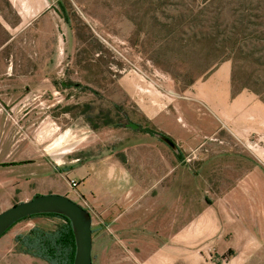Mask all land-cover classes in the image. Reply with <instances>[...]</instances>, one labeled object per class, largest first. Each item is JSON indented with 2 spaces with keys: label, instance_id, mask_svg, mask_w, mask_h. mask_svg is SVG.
I'll list each match as a JSON object with an SVG mask.
<instances>
[{
  "label": "rangeland",
  "instance_id": "obj_1",
  "mask_svg": "<svg viewBox=\"0 0 264 264\" xmlns=\"http://www.w3.org/2000/svg\"><path fill=\"white\" fill-rule=\"evenodd\" d=\"M14 5L24 12L39 7V16L14 28ZM0 6L8 20L0 43L7 64L13 58L12 70L0 74L7 159L42 164L44 194L69 190L64 172L71 167L117 166L134 197L130 217L92 214V264H264V248L239 242L223 202L245 169L264 167V136L251 145L234 139L223 104L219 116L204 104H221L226 75L231 95L256 97L264 119V0H0ZM215 76L214 87L200 88ZM202 112L216 124L205 140L215 145L224 137L223 157H199L182 145L194 140L191 127ZM29 222L53 231L62 220ZM13 244L11 254L22 253L14 240L0 239V249Z\"/></svg>",
  "mask_w": 264,
  "mask_h": 264
},
{
  "label": "crops",
  "instance_id": "obj_2",
  "mask_svg": "<svg viewBox=\"0 0 264 264\" xmlns=\"http://www.w3.org/2000/svg\"><path fill=\"white\" fill-rule=\"evenodd\" d=\"M4 9L6 8L0 6V39L6 33L4 29L7 28L6 21H8ZM9 9L14 28H19L20 30L24 20L28 21L32 18H37L39 16L38 13H40V8L35 9L34 6L27 7L25 12L22 5L9 6ZM4 48L5 44L0 43V74H5L8 70L11 71L13 66V58H10V64H7L8 59ZM216 77L218 78V76H215V78L208 80L200 88L207 90L210 87H214L211 85V81L217 79ZM228 77L226 75L223 76L227 84L224 82L223 89H221L223 96L221 104L211 99L205 100L204 104L209 110H213L217 116L221 115L219 110L223 104V108L226 109L229 116L226 123L229 134L234 139L245 144L248 142L251 145L255 142L256 137L264 136V119L260 118L259 112V110L262 111V104L256 100V97L247 93L232 96ZM202 114L204 117L200 115V118L191 127V133H194V140L183 141L182 145L194 147V154L199 157L225 156L226 150L223 147L222 139L224 137L222 134L217 137L220 141L219 144L211 145L205 140L214 133L212 127H215L216 124L206 116L205 112H202ZM129 127L132 128L130 124ZM132 129H136V127ZM5 150L6 148L0 147V212L12 206V201L16 197L18 202H22L28 201L34 196L45 195L39 192V180L40 174L48 173L47 170L43 171L44 167L40 163L23 164L15 159H7L8 153ZM236 152L239 153L238 150ZM12 157H16L15 153L12 154ZM208 164L209 162L206 165ZM64 174L69 190L50 191L47 194L62 195L79 204L89 213L91 226L93 213L100 214L102 220H109L112 214L119 211H125L129 217L134 213L130 203L134 197L132 195L129 197V193L124 191L125 187L122 184L124 179L120 178V171L117 166L107 167L103 164L98 167L94 165H79L71 167ZM70 181L76 183L74 188L70 187ZM24 185L26 187H23ZM231 187L233 189L227 195V200L223 202L230 204L231 212L235 216L234 225L246 236L245 239L239 232L238 236L241 239L239 242L246 244V248H249L248 246L250 245L253 248H264V167L262 165H250L249 168L245 169L241 177L234 180ZM76 200H79V202ZM30 219L18 222L1 238L6 237L7 241L13 242L16 236L25 232L28 233L33 227L29 222ZM127 220H129L127 216L118 219V229H120V226L124 227ZM208 229V225L205 228L198 226L199 234L201 235L204 232L206 233ZM17 247L23 249L20 245H17ZM10 248H16L15 244L0 249V264H17V262L20 264L22 261H28V263L33 264L32 260L31 262L25 260L30 257L28 254H24L23 251L22 253L13 251V254H11L8 250Z\"/></svg>",
  "mask_w": 264,
  "mask_h": 264
},
{
  "label": "water",
  "instance_id": "obj_3",
  "mask_svg": "<svg viewBox=\"0 0 264 264\" xmlns=\"http://www.w3.org/2000/svg\"><path fill=\"white\" fill-rule=\"evenodd\" d=\"M135 128L134 124H130ZM56 214L66 218L72 229L75 253L72 264H92L91 217L81 206L65 196L45 194L18 202L0 212V238L18 221L33 215Z\"/></svg>",
  "mask_w": 264,
  "mask_h": 264
},
{
  "label": "trees",
  "instance_id": "obj_4",
  "mask_svg": "<svg viewBox=\"0 0 264 264\" xmlns=\"http://www.w3.org/2000/svg\"><path fill=\"white\" fill-rule=\"evenodd\" d=\"M104 125L107 126L110 125V123H104ZM135 127L138 131L149 136H162L150 128ZM162 137L165 138V136ZM42 216L59 218L62 220V223L53 231H43L33 228L26 235L16 236L14 242L23 247L24 254L40 259L47 264H72L75 245L71 225L66 218L56 214H39L26 217L22 220Z\"/></svg>",
  "mask_w": 264,
  "mask_h": 264
},
{
  "label": "built area",
  "instance_id": "obj_5",
  "mask_svg": "<svg viewBox=\"0 0 264 264\" xmlns=\"http://www.w3.org/2000/svg\"><path fill=\"white\" fill-rule=\"evenodd\" d=\"M69 183L71 188H74L76 186V183L74 181H70Z\"/></svg>",
  "mask_w": 264,
  "mask_h": 264
}]
</instances>
